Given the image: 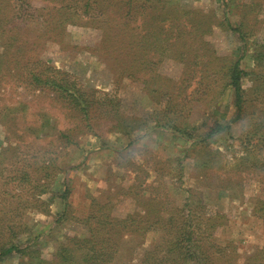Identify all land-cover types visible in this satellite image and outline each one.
Returning <instances> with one entry per match:
<instances>
[{
  "label": "rangeland",
  "instance_id": "1",
  "mask_svg": "<svg viewBox=\"0 0 264 264\" xmlns=\"http://www.w3.org/2000/svg\"><path fill=\"white\" fill-rule=\"evenodd\" d=\"M29 1L34 7L42 8L71 0ZM152 4H155L154 9L148 8L151 5L147 2L143 9L132 12L138 15L137 11H141L143 18L158 14L154 24L162 26L169 22V19L164 21L162 10L169 11L166 18L187 12L177 22L191 34L200 36L201 43L187 37L192 42L187 41L183 56L190 69L197 70L198 74L181 84L188 93L198 86L197 94L184 100L193 106L190 115L193 122L201 121L208 114H213L212 120L216 117L222 123L233 117L235 109L230 90L216 99L217 95L210 97L202 91L207 85L214 91L219 90L224 81H214L211 73L226 70L241 53L242 41L227 27L225 18L228 16L232 26L244 33L246 48L241 66L247 71L243 78L247 99L245 113L229 130L214 136L202 147L162 128H150L154 124L151 121L127 135L130 128H115L114 118L102 120L98 129L101 135L97 137L91 132H81L79 122L61 103L52 100V94L48 97L45 91L36 89L22 78L23 74L11 76L15 70H10L12 73L3 76L0 87V118L5 120L0 119V153L2 148L14 147L5 150L0 166V243L9 238L16 239L20 245L30 239L34 242L22 254L13 252L0 259V264H55V253L68 242L69 236L86 235V228L75 218L93 210L89 207L92 198L99 202L110 200L114 216L135 213L140 208L130 195L122 192L137 180V174L140 180L144 177L147 184L162 185L156 180L162 172L163 186L175 206L185 201L190 188L200 196L208 212L218 211L224 215L223 223L214 231V239L222 245L232 242L236 246L238 264L250 256L264 264L261 250L264 219L255 211V207L264 202V63L255 58L258 46L264 44V0H155ZM108 7L110 11L116 10L113 5ZM204 15L206 19L202 21L200 16ZM189 19L195 22L193 26ZM199 20L207 25L204 32V26L196 22ZM81 23L66 26L65 36L70 47L60 49L54 42L46 43L42 52L44 61L61 69L63 76L67 74L77 86H90L97 94L114 95L122 111L129 116L147 117L162 106L165 99L158 92L150 91L153 84L160 86V81L153 82V76L160 74L178 79L183 65L166 58L154 67L156 70L140 73L148 83L125 76L116 83L118 73L107 70L85 49L99 40L100 30ZM2 48L0 46V51ZM261 88L263 90L259 91ZM61 131H69L75 143L60 138ZM129 140H132L130 144ZM212 151L218 152L216 164L210 168L195 166L196 162L209 158ZM219 179H223L225 191L207 186L209 182L217 184ZM39 183L44 184V189L34 187ZM64 186L69 189L66 210L59 195ZM58 214L64 216L58 217ZM153 236L152 232L147 233L143 244L127 256L131 257L130 264L139 263Z\"/></svg>",
  "mask_w": 264,
  "mask_h": 264
},
{
  "label": "trees",
  "instance_id": "2",
  "mask_svg": "<svg viewBox=\"0 0 264 264\" xmlns=\"http://www.w3.org/2000/svg\"><path fill=\"white\" fill-rule=\"evenodd\" d=\"M154 1L71 0L59 6L36 8L29 0L26 2L0 0V46L3 47L0 51V87L3 76L10 74V70H15L11 72V76L23 74L22 78L30 81L36 89L45 91L48 97L52 94V100L61 103L79 122L82 127L81 132H91L100 137L101 133L98 129L102 120L114 118L113 126L119 130L129 127L130 130L126 133L129 135L131 131L142 129L151 121L154 124L149 126L150 128H162L178 138L202 147L214 136L229 130L231 124L241 119L246 111L247 99L243 78L247 75V71L241 66L245 55L246 37L239 28L232 26L227 16L225 18L227 27L237 33L242 41L241 53L230 62L226 70H216L211 73L214 81H224L219 90L214 91L207 85L202 91L210 97L217 95L214 98L216 99L225 94L226 90H230L235 109L233 117L228 122L222 123L216 117L212 120L213 114H208L201 121L193 122L190 119L193 106L190 107L184 100L192 99L197 94L198 86L188 93L185 91L186 86L181 84L198 74L195 73L197 70L190 69L183 56L185 57L186 54L187 41L192 42L187 37L196 38L193 41L201 43L200 36L198 33L191 34L185 26L177 22V19L181 15H187V12H182L181 15L172 14L170 18H166L169 11L162 10L165 14L164 21L169 19V22L164 23L163 26L154 24L159 18L158 14L150 18H143L141 11H137L138 15L133 14L132 11L143 9L147 2L151 5L148 8L154 9L155 4H152ZM110 5L115 6L116 10H108ZM81 16L85 21L81 20ZM200 19L202 21L206 19L205 15L200 16ZM191 20L189 19L193 26L195 22ZM201 20L196 22L203 25ZM70 23H81L100 30L99 40L86 46L85 49L104 64L107 70H111L114 74L118 73L114 79L116 83H119L123 76L148 83L149 80L140 73L143 70H156L157 68L154 67L166 58L183 65L178 79L160 74L153 76V82L160 81V86L153 84L150 91L158 92V95L165 99L164 104L152 110L147 117L129 116L122 111L121 104L116 101L117 97L114 95L111 97L112 95L108 93L97 94L90 86H77L67 74L63 76L61 69L44 61L42 52L47 42L58 44L60 49L70 47L65 36L66 26ZM205 24H209V17L208 23L205 21ZM207 25H203V32L207 29ZM258 48L255 58L260 63H264V44L259 45ZM199 77L203 79L200 73ZM5 117L9 116L5 114ZM0 119L5 121L2 116ZM59 137L67 143H75L69 131L59 132ZM131 142L132 140H129L128 144ZM2 149L0 166L2 159L5 158V150H12L14 147L9 145L6 149ZM212 152L209 158L196 162L195 166L205 165L210 168L214 163L216 164L218 152ZM210 176L218 179L213 174ZM136 177L137 180L122 193L130 195L140 211L114 216L111 212L113 205L110 200L99 202L92 198L89 207L93 210L81 218H75L86 228V235L69 236L68 242L56 251L55 264H118L121 261H124L122 264H130L131 257L127 258V256H131L132 251L143 244L149 232L154 236L148 248L143 250L138 264H238L236 246L232 242L222 245L214 239L216 227L223 223L225 218L223 214L218 211L208 212L200 196L195 195L190 188L187 190L188 196L185 201L180 206H175L163 186V172L156 177L157 182L162 184L158 186L147 184L144 177L140 180L138 174ZM222 183H224L223 179H219L217 184L213 185L209 182L207 186L225 191L226 187ZM37 186L43 189L45 187L40 183L34 185ZM227 186L234 188L232 184ZM64 187L59 195L66 210L69 189ZM257 210L258 215L264 219V202L255 207V211ZM57 216L61 217L64 214ZM15 240L9 238L0 243V259L13 252L22 254L34 242L30 239L26 244L20 245ZM261 250L264 252V246ZM242 264L262 263L258 262L257 257L250 256Z\"/></svg>",
  "mask_w": 264,
  "mask_h": 264
}]
</instances>
